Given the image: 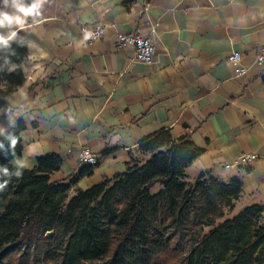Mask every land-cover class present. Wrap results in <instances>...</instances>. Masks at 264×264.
Wrapping results in <instances>:
<instances>
[{
	"label": "crops",
	"instance_id": "obj_1",
	"mask_svg": "<svg viewBox=\"0 0 264 264\" xmlns=\"http://www.w3.org/2000/svg\"><path fill=\"white\" fill-rule=\"evenodd\" d=\"M0 12L20 15L12 0H0ZM25 19L0 27L28 49L24 84L0 108V135L18 120L25 126L15 168L55 154L62 163L49 180L66 181L84 167L79 151L87 148L97 163L77 183L85 190L124 172L142 138L169 129L202 149L186 169L190 181L206 170L238 177L240 203L264 204V62L255 63L264 0H48L42 22ZM97 23L114 27L85 39L82 26ZM134 31L155 48L149 64L116 47L118 34ZM232 53L242 54L245 76L228 62ZM245 154L256 159L234 165Z\"/></svg>",
	"mask_w": 264,
	"mask_h": 264
},
{
	"label": "trees",
	"instance_id": "obj_2",
	"mask_svg": "<svg viewBox=\"0 0 264 264\" xmlns=\"http://www.w3.org/2000/svg\"><path fill=\"white\" fill-rule=\"evenodd\" d=\"M27 61L19 33L0 46V108L24 84ZM24 129L18 120L0 135V166L9 173ZM201 153L187 135L160 129L139 141L124 172L85 190L77 183L93 166L51 183L62 159L38 157L0 191V264H264V204L233 215L238 177L224 181L206 170L190 181L186 169Z\"/></svg>",
	"mask_w": 264,
	"mask_h": 264
},
{
	"label": "built area",
	"instance_id": "obj_3",
	"mask_svg": "<svg viewBox=\"0 0 264 264\" xmlns=\"http://www.w3.org/2000/svg\"><path fill=\"white\" fill-rule=\"evenodd\" d=\"M108 27H114V25L104 24V23H97L93 25H85L82 26V32L92 33L90 41H96L104 34L105 30ZM116 47L118 49L132 47L134 49V58L136 61L141 63L149 64L152 62L155 48L150 43L149 39L143 37L139 31H134L130 34H118L116 37ZM241 57L242 54L239 53H232L228 57V62L235 67L236 76L241 77L245 76L248 72V68L242 66L241 64ZM264 62V44L258 51L255 56V63L262 64ZM256 156L254 154H245L238 157L234 165H241V164H249L250 162L254 161ZM79 161L84 166H94L97 163L96 156L87 148H81L79 151ZM230 165H226L225 167L228 168Z\"/></svg>",
	"mask_w": 264,
	"mask_h": 264
},
{
	"label": "clouds",
	"instance_id": "obj_4",
	"mask_svg": "<svg viewBox=\"0 0 264 264\" xmlns=\"http://www.w3.org/2000/svg\"><path fill=\"white\" fill-rule=\"evenodd\" d=\"M5 4L8 3V0H4ZM14 6L16 7L17 12L20 15H10L5 12H0V27L11 26L13 24L23 25L26 22L27 17H32L34 23H39L42 21L37 20L36 18L41 17L43 15V9L48 0H33L30 5H25L20 3L19 0H12ZM17 33L15 31L11 32L9 36L5 37L0 35V46L7 47L9 46V42L16 37ZM92 33H86L85 39L91 38ZM10 144L9 147L14 151L18 140L15 136L8 137ZM3 147V144H0V148ZM16 170L13 173H9L8 168L6 166H0V172H2L5 176H9V180H4L0 182V191H3L8 183L10 182V177L15 176L17 178L22 177L23 169L27 167V163L24 161H15Z\"/></svg>",
	"mask_w": 264,
	"mask_h": 264
},
{
	"label": "rangeland",
	"instance_id": "obj_5",
	"mask_svg": "<svg viewBox=\"0 0 264 264\" xmlns=\"http://www.w3.org/2000/svg\"><path fill=\"white\" fill-rule=\"evenodd\" d=\"M154 190H155V189H154ZM247 205H250V204L242 205V202L240 203V201H238V203L236 204V208H235V210L233 211V215L237 214L238 211H239L241 208H243V207H245V206H247Z\"/></svg>",
	"mask_w": 264,
	"mask_h": 264
},
{
	"label": "water",
	"instance_id": "obj_6",
	"mask_svg": "<svg viewBox=\"0 0 264 264\" xmlns=\"http://www.w3.org/2000/svg\"><path fill=\"white\" fill-rule=\"evenodd\" d=\"M51 235V232L47 233V236L49 237Z\"/></svg>",
	"mask_w": 264,
	"mask_h": 264
}]
</instances>
